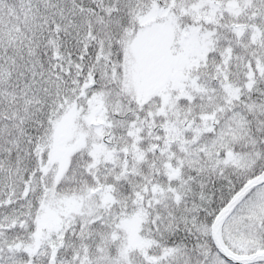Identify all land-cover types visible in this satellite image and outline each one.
I'll use <instances>...</instances> for the list:
<instances>
[{
  "label": "snow or ice",
  "instance_id": "1",
  "mask_svg": "<svg viewBox=\"0 0 264 264\" xmlns=\"http://www.w3.org/2000/svg\"><path fill=\"white\" fill-rule=\"evenodd\" d=\"M0 264H264V0H0Z\"/></svg>",
  "mask_w": 264,
  "mask_h": 264
}]
</instances>
